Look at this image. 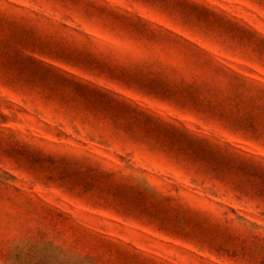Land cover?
<instances>
[{"label": "rangeland", "instance_id": "1", "mask_svg": "<svg viewBox=\"0 0 264 264\" xmlns=\"http://www.w3.org/2000/svg\"><path fill=\"white\" fill-rule=\"evenodd\" d=\"M0 0V264H264V0Z\"/></svg>", "mask_w": 264, "mask_h": 264}, {"label": "snow or ice", "instance_id": "2", "mask_svg": "<svg viewBox=\"0 0 264 264\" xmlns=\"http://www.w3.org/2000/svg\"><path fill=\"white\" fill-rule=\"evenodd\" d=\"M159 2L167 8L181 12L186 20L190 19L192 12L195 10L189 0H159Z\"/></svg>", "mask_w": 264, "mask_h": 264}]
</instances>
